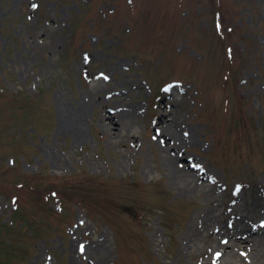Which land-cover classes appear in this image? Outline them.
<instances>
[{"label":"rangeland","instance_id":"obj_1","mask_svg":"<svg viewBox=\"0 0 264 264\" xmlns=\"http://www.w3.org/2000/svg\"><path fill=\"white\" fill-rule=\"evenodd\" d=\"M79 102L82 139L58 130ZM162 117L217 189L180 191ZM236 205L264 226V0H0V264H209L199 220L248 229Z\"/></svg>","mask_w":264,"mask_h":264},{"label":"bare ground","instance_id":"obj_2","mask_svg":"<svg viewBox=\"0 0 264 264\" xmlns=\"http://www.w3.org/2000/svg\"><path fill=\"white\" fill-rule=\"evenodd\" d=\"M95 96L98 98L97 102L102 103L103 99L100 98L98 92ZM172 96L173 93L171 90H168L165 96L166 102L164 106L169 107ZM86 110L87 104L83 102H79L78 107L71 111L62 109V112L59 114L58 130L66 135L70 133L82 139V121L86 117ZM109 110L112 114L109 116L103 114V120H105V123L112 125V127L108 129L112 134H115V130L121 132L122 130L129 129L131 121L136 118L139 112V109L131 107L130 105H125L122 108L112 106ZM107 112L108 109L105 113ZM166 118L167 117H162L158 129L155 131L156 136L154 139L159 144V150L163 154L166 166L171 170L170 175L172 179L182 185L180 191H199L198 188L201 189L200 187L204 189L207 188L211 191L217 189L219 187V180L215 174L191 160L186 165L180 164L183 149L189 144V141L193 140V136L185 128L183 129L182 124H174L172 119ZM172 166L174 170H172ZM235 203L237 204V201ZM229 212H232V208ZM233 217L238 220L242 219L241 221H246L244 227L247 226L246 228H249L242 229L238 227V225H234L231 221L232 224L229 225V228L232 230L217 228L215 225L213 226V224L216 223L217 216L210 211H206L204 217H202L203 219L199 220V228L207 230L209 233L212 231L217 232L213 234L214 245L218 248L216 254L221 253L222 255L217 257L221 259L213 263L209 262V264H234V254L239 253L243 255L245 252H247L249 258H252V264H264V226L260 223L257 225L256 222H254V224L248 223L237 205L235 206ZM217 234L219 235L218 237ZM224 241H227V243H224ZM243 257L245 256L243 255ZM198 264H203V262Z\"/></svg>","mask_w":264,"mask_h":264},{"label":"snow or ice","instance_id":"obj_3","mask_svg":"<svg viewBox=\"0 0 264 264\" xmlns=\"http://www.w3.org/2000/svg\"><path fill=\"white\" fill-rule=\"evenodd\" d=\"M33 7H38V5H33ZM224 243H227V241H224ZM81 251H83V246H81ZM220 255H222L221 253H217V257H219ZM243 255L245 257H247V252L243 253Z\"/></svg>","mask_w":264,"mask_h":264}]
</instances>
